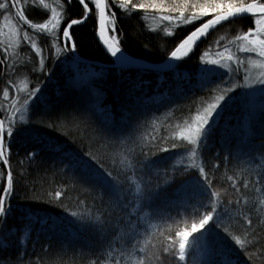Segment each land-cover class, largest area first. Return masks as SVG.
I'll list each match as a JSON object with an SVG mask.
<instances>
[{
  "label": "snow or ice",
  "instance_id": "6c2138e0",
  "mask_svg": "<svg viewBox=\"0 0 264 264\" xmlns=\"http://www.w3.org/2000/svg\"><path fill=\"white\" fill-rule=\"evenodd\" d=\"M72 2H0V18L3 20L0 26V73L7 79V86L2 91L3 102H0V236L8 242L9 249H20L17 257L20 264L29 258L28 247L19 237L21 230L17 228L16 234H13L9 226V218L13 214L11 201L18 197L19 191L11 164L14 143L17 139H38L36 134L41 128L55 131L62 119L84 122L82 115L56 114L53 102L42 99L45 92L39 80L30 86L28 76L24 77L22 85H17L12 79L22 71L47 73L51 79L52 71L46 67L50 57L37 43L38 38L44 39L49 53L54 50L51 55L53 63L63 57L78 65L72 29L94 17L98 40L115 58L113 67L123 75V66L133 61L123 48L124 32L119 27L120 21L136 12L148 19L151 12V17H158L162 26L150 31L156 34L157 39H166L173 44L171 50L165 51L164 66L176 71L212 35L240 20L251 18L252 25L247 30L233 32L227 43H222L226 37L221 35L200 52L199 66L194 75L198 87L209 94L211 101L204 106L202 98L194 117L184 122L178 141L174 137L160 136L153 137L152 142L145 145L131 135L121 141L130 146V158L119 171L121 174H127L129 170L141 174V183L135 185L134 199H130V190L123 187L119 176L104 167L103 161L92 153H87L85 157L69 156L60 144L51 142L47 147L57 156L55 163L59 164L60 170L71 171L78 182L98 188L99 203L89 208L81 200L74 210L65 203L60 191L41 192L32 188L30 195L26 193L27 199L59 207L81 229L93 232L97 246L89 250L92 264H152L153 260H160L161 254L173 258L176 264H193L194 250L201 257L198 264H233L234 260L239 264L233 253L246 254L251 262L253 256L248 246L251 241L246 236L234 235L226 226V220L238 218L246 232L254 228L253 219L247 214L245 192L257 193L261 197L259 203L264 204V144L260 145V151L236 154V159L246 160L250 178L240 181L234 176L227 177L237 194L235 201L221 199L203 157L216 130L213 125L217 124V117L222 118L221 114L229 102L235 99L233 94L253 97L259 93L264 100V0H78L82 14L78 18H70ZM115 9H119L120 13ZM33 12L36 13V20L30 15ZM184 29H188L186 34L180 36V31ZM25 47L33 55L24 57ZM239 54L246 55L242 57ZM29 65L32 67L29 68ZM143 84L141 80L126 86L131 92L141 89ZM136 122L139 123L138 120ZM39 155L38 150L30 149L25 158L33 162ZM176 156L182 159L172 163ZM219 156L218 153L217 162L210 165L213 172L221 167ZM233 158L231 153L224 155V166L227 167ZM23 163L20 162L21 165ZM193 172L196 173L194 177ZM178 173L192 178L180 185L178 195L173 199L169 196V188L175 183ZM230 205L234 207L230 208ZM189 208L190 214L195 217L190 227L171 233L168 222H175L176 219L172 211L176 210V217H181L180 209L187 213ZM22 218L31 225L42 226L47 239L53 238L49 221L30 213H24ZM153 221L161 223L153 224ZM184 222L187 224V221ZM164 225L167 227L160 235L169 234L159 246L152 244L149 237L153 233L149 229L157 228L159 231ZM38 240L39 236L32 242V255H36L35 243ZM50 248V245L42 247L41 251L47 253ZM4 251L0 246V253ZM39 259L37 256V264ZM0 264H6L3 256H0ZM28 264H32L31 259H28Z\"/></svg>",
  "mask_w": 264,
  "mask_h": 264
},
{
  "label": "trees",
  "instance_id": "16d2710c",
  "mask_svg": "<svg viewBox=\"0 0 264 264\" xmlns=\"http://www.w3.org/2000/svg\"><path fill=\"white\" fill-rule=\"evenodd\" d=\"M115 10L120 13L119 9ZM81 14L82 7L78 0H73L69 11L70 18H78ZM30 15L36 20V13ZM2 25L3 20L0 18V26ZM251 25V18H245L229 28L221 29L202 43L197 53L176 71L123 67V75L113 67L114 60L98 40L94 17L81 25L73 26L78 65L63 57L53 63L51 55L54 54V50L49 53L44 39H37V43L50 57L46 67L52 71L51 79L49 80L47 73L27 71H22L12 79H15L17 85H22L24 77L28 76L30 86L39 80L45 92L42 99L46 98L53 102L56 114L82 115L84 122L72 118L62 119L55 131L41 128L36 134L38 139H17L14 143L11 164L19 191L18 197L11 201L13 214L9 218V226L13 234H16L17 228L21 230L19 237L28 247V259H31L32 264H37V256L40 258L39 264H92L89 250L97 246L93 232L90 229H81L61 208L26 198V193L30 195V190L35 188L41 192L53 190L62 192L65 203L74 210L81 200L89 208L94 203H99V189L78 182L71 171L62 172L59 164L55 163L57 156L49 151L47 144L58 143L69 156L73 157H85L87 153H92L103 161L104 167L119 176L123 187L130 190V199H134L135 185L141 183V174L139 171L131 170L127 174H121L119 171L126 166L130 158L128 152L130 146L121 141L128 135L145 145L150 144L153 137L160 136L174 137L178 141L184 122L194 117L196 108L201 106L202 98L204 106L211 101L209 94L198 87L194 75L195 69L199 66L200 52L219 36H225L226 39L222 43H227L233 32L247 30ZM161 26L158 17L156 19L151 17V12L148 13V19H144L139 12L132 14L130 18L122 19L119 27L124 32V51L151 65L166 61L165 51L171 50L173 44L166 39H157L156 34L150 31L158 30ZM187 30L180 31V36L185 35ZM145 45L148 46L147 49ZM22 55L28 57L33 53L25 47ZM239 55L243 57L246 54ZM28 67L31 68L32 65ZM141 80L144 82L143 87L130 92L126 85L139 83ZM6 86L7 79L0 73V102H3L2 91ZM233 95L235 99L229 102V106L221 114L222 118L217 117V124L213 125L216 130L203 157L207 161L209 175L214 177V187L221 193V199L225 202L237 199V194L231 187L232 181L227 179L228 176H234L240 181L250 178L246 160L236 159V154L260 151V145L264 144V100L261 99V94L253 97ZM30 149H36L40 153L33 162L25 158L26 152ZM177 151L182 152L183 149ZM218 153L221 167L213 172L210 165L217 162ZM230 153L234 158L225 167L223 157ZM181 159V156H176L172 163ZM21 161L24 162L23 165L20 164ZM195 175L193 172L192 177ZM192 177L178 173L175 183L169 188V196L175 199L180 185ZM160 182L163 184V176ZM245 198L248 200L247 214L253 219L254 228L246 232L238 218L226 220V226L234 235L246 236L251 241L248 246L253 260L249 262L246 254L233 255L239 260V264H264V204L259 203L261 197L253 191L245 192ZM180 211L181 217H176V210L172 211V216L176 219L175 222H168L171 225V233L186 226L190 227L192 220L195 219L190 214L191 208L187 213L183 209ZM24 213L49 221L50 234L53 238L47 239L42 226L31 225L24 220L22 218ZM184 221H187V224ZM160 223L153 221V224ZM166 227L167 225L160 227L159 231L157 228L149 229L153 233L149 237L152 244L159 246L165 240L169 233L165 232L162 236L160 232ZM24 233L28 235L25 236ZM37 236L39 240L35 243L36 255H32V242L36 241ZM49 245L51 246L49 252L41 251L42 247ZM0 246L5 249L0 256L5 258L6 264H20L17 259L20 249H9V244L4 241L3 236H0ZM193 257V264H198L201 259L199 252L194 250ZM28 259H25L23 264H28ZM152 264L176 262L173 258L161 254L160 260H153ZM233 264H236L235 260Z\"/></svg>",
  "mask_w": 264,
  "mask_h": 264
},
{
  "label": "water",
  "instance_id": "95a60500",
  "mask_svg": "<svg viewBox=\"0 0 264 264\" xmlns=\"http://www.w3.org/2000/svg\"><path fill=\"white\" fill-rule=\"evenodd\" d=\"M130 58L133 61V63L130 64V65H125L123 67H127V68H146V69H151V70H155V71H168V70H170V69H167L164 66V62L165 61L163 63H161V64H158V65H151V64H148V63H146V62H144L142 60L136 59V58H134L132 56H130ZM112 59L115 60V58H113V57H112Z\"/></svg>",
  "mask_w": 264,
  "mask_h": 264
},
{
  "label": "bare ground",
  "instance_id": "6f19581e",
  "mask_svg": "<svg viewBox=\"0 0 264 264\" xmlns=\"http://www.w3.org/2000/svg\"><path fill=\"white\" fill-rule=\"evenodd\" d=\"M103 45V44H102ZM104 47V46H103Z\"/></svg>",
  "mask_w": 264,
  "mask_h": 264
},
{
  "label": "rangeland",
  "instance_id": "374dc122",
  "mask_svg": "<svg viewBox=\"0 0 264 264\" xmlns=\"http://www.w3.org/2000/svg\"><path fill=\"white\" fill-rule=\"evenodd\" d=\"M257 94H259V93H257Z\"/></svg>",
  "mask_w": 264,
  "mask_h": 264
}]
</instances>
